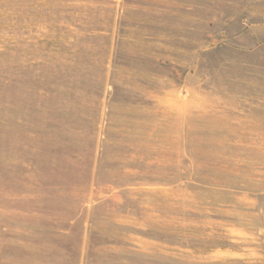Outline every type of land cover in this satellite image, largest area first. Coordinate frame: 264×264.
Listing matches in <instances>:
<instances>
[{
    "label": "rangeland",
    "instance_id": "1",
    "mask_svg": "<svg viewBox=\"0 0 264 264\" xmlns=\"http://www.w3.org/2000/svg\"><path fill=\"white\" fill-rule=\"evenodd\" d=\"M0 264H264V0H0Z\"/></svg>",
    "mask_w": 264,
    "mask_h": 264
}]
</instances>
